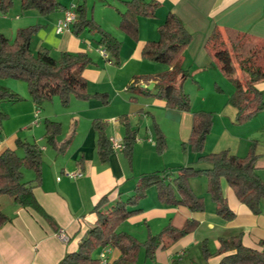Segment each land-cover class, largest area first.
<instances>
[{"label": "crops", "instance_id": "0c3cea01", "mask_svg": "<svg viewBox=\"0 0 264 264\" xmlns=\"http://www.w3.org/2000/svg\"><path fill=\"white\" fill-rule=\"evenodd\" d=\"M13 1L16 15L12 19L8 15L2 16L0 33L13 41L18 30L40 26L31 43L34 55L40 56L42 49L49 51L52 60H58L64 52L87 54L93 60V65L84 71L88 93L108 94L110 98L108 105L95 99L80 101L72 98L68 107L62 106V112L56 109L53 112L47 111L48 105L54 107L57 97L37 106L29 96L30 106L27 111L16 109V103L0 104L3 112H6V108H2L8 107L7 118L16 126L8 128L2 124L0 155L8 149L16 150L17 139L29 142L30 133L33 134V144L38 145L43 153L42 182L33 193L38 205L51 218V221H47L36 211L18 206L13 198L0 197V211L11 219L0 229V264H59L67 255L78 251L83 238L96 223L95 207L103 198L108 201L104 209L119 200H127L134 195L136 184L143 174L176 172L178 169L173 171L175 167L191 164L207 167L206 164L197 163L198 156L189 145L193 127L192 112H196L194 107L191 113L172 110L166 107L165 101L145 96H137L133 102L130 99L132 95L127 91V86L136 77L154 76L169 70L166 65L149 62L142 57L146 44L159 40L158 28L164 24L168 14L176 15L192 35L182 65L189 74L191 68H195L192 74L196 76L198 72L199 75L202 73V69L212 66L213 60L205 44L215 29L231 28L264 40V0H145L158 2L160 7L155 18L139 19L137 40L120 28L121 16L126 11L125 2L130 0H56L62 9L46 17L35 11L23 14V0ZM82 5L88 17L122 44L120 66H115L106 49L98 46V35L85 31L77 37L73 28L69 32L57 34L56 26L64 17L65 10ZM102 51L106 52L107 57L102 55ZM11 81H0V86L17 95L24 91L20 84ZM151 84L155 88L156 83L151 81ZM257 88L264 97V83ZM233 92L229 91L227 96L230 97ZM21 94L27 96L26 92ZM121 116H127L132 127L138 131L132 166L122 150H114L107 163H101L97 153L98 134L93 128V122L100 120L105 123L108 139H117L124 146L125 130L120 123ZM152 119L166 137L167 149L162 155L156 151ZM46 120L62 125V133L57 138L59 144L73 137L64 154H57L47 144ZM225 125L227 123L222 121L221 129L226 128ZM253 129L254 133L249 135L250 140L256 134H261V138L256 139L259 155L256 167L264 179V121ZM214 130L215 124L211 133ZM227 131L224 129L217 138L214 134L207 137L204 155L221 151H229L240 157L247 155L249 147L245 145L250 141L242 143L234 137L227 138ZM183 144L186 145L184 151ZM81 159L82 164L79 163ZM78 171L83 172L82 178L69 179L65 176L66 172ZM23 174L25 182L35 180L32 171L23 170ZM200 182L193 179L191 185L195 193L206 201L207 186H200ZM222 186L229 207L236 216L230 222L217 215L215 206H209L207 202L203 213H195L184 206H164L159 202L157 189L151 188L147 198L134 208L139 211L121 224L119 232L128 233L138 241L145 242L150 235H158L168 226L181 230L187 222L194 221L198 227L167 249H159L154 261H146L144 251H141L137 264H173L174 261L178 264H219L226 255L218 252L221 240L239 235H242L246 247L261 250L260 242L264 240V203L263 213L255 215L237 199L226 182ZM203 244L207 245L210 253L208 258L202 252ZM110 257L116 262L121 253L112 249Z\"/></svg>", "mask_w": 264, "mask_h": 264}, {"label": "trees", "instance_id": "16d2710c", "mask_svg": "<svg viewBox=\"0 0 264 264\" xmlns=\"http://www.w3.org/2000/svg\"><path fill=\"white\" fill-rule=\"evenodd\" d=\"M126 11L121 16L120 28L134 40L139 35V19H153L160 7L158 2L130 0L125 2ZM13 7V0H0V14L6 15ZM22 11H35L46 17L62 9L56 0H23ZM78 20L73 33L79 37L88 31L99 36L98 46L105 48L115 66H120L122 44L111 34L103 30L92 18L88 17L84 5L76 9ZM40 26L20 29L13 41L0 33V81L18 80L27 84L29 95L37 106L58 98L64 107H68L72 98L80 101L99 100L103 105L110 103L108 94L88 93V83L84 71L93 65V60L85 53H61L58 60H52L49 51L41 50L35 56L31 50L33 37ZM159 40L148 42L143 49L144 60L169 67V70L154 76L136 77L127 86L131 101L137 96L155 97L166 102L172 110L191 113L190 96L184 91V84L190 77L182 69L184 55L191 44L192 35L174 14H168L165 22L158 28ZM205 49L213 60V66L233 85L234 92L228 103L237 110L238 123L246 122L264 111V97L257 86L264 83V40L241 33L231 28L215 29L208 37ZM154 81L155 88L150 91L142 88ZM219 90H221L219 88ZM222 91V90H221ZM22 99L0 86V104L4 102L19 103ZM193 127L189 140L191 151L198 156L197 163L206 164V168L188 165L176 172L157 171L143 174L138 180L134 195L127 200H119L107 206L103 198L95 207L97 217L95 225L89 230L74 254L67 255L59 264H99L97 253L104 248L117 249L121 257L114 264H137L141 251L146 261H154L159 249H167L183 237L193 233L198 223L189 221L181 229L166 227L158 235H150L145 242L118 229L127 219L136 214L139 203L147 198L151 188H156L159 202L164 206H184L195 213L206 210L205 199L195 193L191 180L205 178L207 193L215 205V211L224 220L235 219L223 193V182L233 190L237 199L246 205L255 215L263 213L264 179L259 175L256 163L257 142L250 147L245 157L229 151L204 155L207 137L213 128V115L204 111L192 112ZM8 115L0 109V128ZM125 130L124 148L122 150L130 166L138 131L134 129L127 116L120 117ZM98 134L97 153L101 163H107L114 149L106 135L107 125L100 120L93 122ZM156 151L159 155L167 149L166 137L155 123ZM45 138L47 144L57 154H64L70 147L73 137L59 144L57 138L62 133V125L50 120L45 121ZM16 150L8 149L0 155V197L8 196L25 209H32L47 221L51 218L38 205L33 190L41 185L43 153L38 145L16 140ZM186 145L183 144V150ZM22 151L19 156L17 151ZM80 164L83 163L81 159ZM23 170L35 174L33 182H25ZM11 219L0 211V229ZM261 250L246 247L242 235L221 240L218 252L226 254L219 264H264V240L260 242ZM205 258L210 256L207 245H202ZM173 264H178L174 261Z\"/></svg>", "mask_w": 264, "mask_h": 264}, {"label": "rangeland", "instance_id": "374dc122", "mask_svg": "<svg viewBox=\"0 0 264 264\" xmlns=\"http://www.w3.org/2000/svg\"><path fill=\"white\" fill-rule=\"evenodd\" d=\"M13 8H15L14 1H13V7L6 14L11 19H12V17H14L16 15L15 12L13 11ZM23 14H24V12H23ZM23 14H21V15H23ZM2 16H5V15L0 14V19L3 18ZM8 37H10V36H8ZM15 37H16V34H15L14 38ZM211 65H212L211 67L208 66V69H202L201 70L202 73L199 75V72H198V74L196 76L192 74V72L194 71L195 68H191L190 74L186 71L190 77L185 82L186 85L184 84V91L190 96L192 107H194L196 112L204 111L207 113H212L213 123L215 124V130L213 133H210L211 135L214 134L213 136H216V138H217L220 136V133L224 129H228V131L226 133L227 138H233L234 137V138H236V140H241L242 143H246V142L249 143V141H250L249 144L245 145L246 147H249V150H250V147L254 144V142H257L256 144H257V148H258V141L256 139H260L261 134H256V136H254L252 138L253 140L249 139V135H250V133H254L253 132L254 127H257V125H260L264 121V111L259 113L257 116L253 117L252 119H250L246 122L238 123V121H237V110L228 103L229 97L227 96V93L229 91H234V87L223 76V74L213 66V63ZM182 69L184 70L183 65H182ZM11 80L12 79H9L8 81H11ZM13 82H16V84H20V86H22L24 88V91L22 90L21 93L26 92V95H27V96H23L25 94H21V93L18 94V96L22 99V101L19 103H16L15 108L21 109V110L23 109V110L27 111L28 107L30 106L29 105V102H30L29 96L30 95H28L29 91H28L27 84L22 82V81H18V80H14ZM216 83H218V85ZM219 87L224 89L225 92H222L221 90H219ZM8 91L11 92L10 90H8ZM12 94H14V93H12ZM54 104H55L54 107L51 105H48V107H47L48 112H53L55 109L58 111L60 110V112L63 111L64 106L61 104L60 100L58 101V99H55ZM12 106H14V104ZM5 108H6V112H7V110H8L7 106H4L2 109H5ZM6 112H4V113H6ZM222 121H225V123H227V125H225L226 128L221 129V122ZM155 122H156L155 120H153V119L151 120V127L155 124ZM3 126L8 127V128L16 127L15 123L13 121H9L8 118L4 121ZM41 126H42V130H44L43 124ZM32 130L33 129H31L30 131H32ZM255 133H257V132L255 131ZM30 136L31 137H30L29 142L33 143L34 142L33 138H32L33 134L30 133ZM258 136H259V138H258ZM23 141H25V140H23ZM182 151H184L183 145H182ZM19 153L21 156L23 155V152L21 150ZM257 154H258V152H257ZM177 169H179V168L175 167L173 171H176ZM196 179L201 181L199 183L200 186H202V187H204V185L207 186L206 183L204 182V181H206L205 178L202 177V178H196ZM206 192H207V188H206ZM205 202H207V204L209 206H215L208 193L206 194V201ZM263 203L264 202H262V204ZM262 204H261V206H262Z\"/></svg>", "mask_w": 264, "mask_h": 264}, {"label": "built area", "instance_id": "2783aa9c", "mask_svg": "<svg viewBox=\"0 0 264 264\" xmlns=\"http://www.w3.org/2000/svg\"><path fill=\"white\" fill-rule=\"evenodd\" d=\"M76 9L77 6H71L70 8L65 10L64 17L58 22L56 26L57 34H62L72 30L73 26L78 20ZM101 53L103 56L107 57L105 51H102ZM110 141L114 150H123V144L120 143L117 139H112ZM65 176L69 179H78L83 177V172H66ZM58 180H60V178H58ZM112 249L113 248H104L97 253V259L99 264H114V261L110 257Z\"/></svg>", "mask_w": 264, "mask_h": 264}, {"label": "water", "instance_id": "95a60500", "mask_svg": "<svg viewBox=\"0 0 264 264\" xmlns=\"http://www.w3.org/2000/svg\"><path fill=\"white\" fill-rule=\"evenodd\" d=\"M143 88H147L148 90H152L154 88V84H151L150 86H142Z\"/></svg>", "mask_w": 264, "mask_h": 264}]
</instances>
